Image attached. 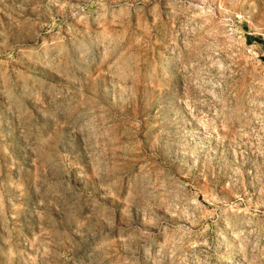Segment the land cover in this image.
<instances>
[{"label":"rangeland","instance_id":"374dc122","mask_svg":"<svg viewBox=\"0 0 264 264\" xmlns=\"http://www.w3.org/2000/svg\"><path fill=\"white\" fill-rule=\"evenodd\" d=\"M0 264H264V0H0Z\"/></svg>","mask_w":264,"mask_h":264}]
</instances>
